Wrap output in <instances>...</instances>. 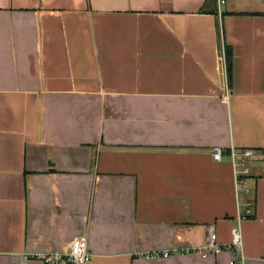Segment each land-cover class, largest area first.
I'll use <instances>...</instances> for the list:
<instances>
[{
    "label": "crops",
    "instance_id": "1",
    "mask_svg": "<svg viewBox=\"0 0 264 264\" xmlns=\"http://www.w3.org/2000/svg\"><path fill=\"white\" fill-rule=\"evenodd\" d=\"M212 1L0 0V264L84 233L87 264H229L207 228L249 200L264 264V0ZM215 147L254 150L248 194Z\"/></svg>",
    "mask_w": 264,
    "mask_h": 264
},
{
    "label": "built area",
    "instance_id": "2",
    "mask_svg": "<svg viewBox=\"0 0 264 264\" xmlns=\"http://www.w3.org/2000/svg\"><path fill=\"white\" fill-rule=\"evenodd\" d=\"M225 3V0H216L217 11H221V6ZM223 45L221 49V55L224 57ZM225 58V57H224ZM226 154L232 164V172L236 190L242 189L244 193L248 194L250 189L249 175L250 167L246 163V159H255L256 155L252 149H236L230 147L228 150L222 151L221 148L215 147L211 151V156L214 161H220L223 154ZM254 215L252 209V202L249 200L246 202V209L243 214H238L237 224L231 229V241L229 243H218L216 233L213 225L208 226L206 234V242L202 248L206 251H210L212 254H217L221 251H229L231 253V259L229 264H243V246H242V233L240 228V221L246 218H251ZM196 248H172L167 251H153L146 253V256H168L171 253H185L194 251ZM239 252V256L236 253ZM38 259L42 264H87L92 255L88 251L86 234H80L68 242L64 247L59 250H50L46 252H39L33 255H25L24 257H31Z\"/></svg>",
    "mask_w": 264,
    "mask_h": 264
},
{
    "label": "trees",
    "instance_id": "3",
    "mask_svg": "<svg viewBox=\"0 0 264 264\" xmlns=\"http://www.w3.org/2000/svg\"><path fill=\"white\" fill-rule=\"evenodd\" d=\"M214 2V9L209 10L211 13L217 14V9L215 6V0L212 1ZM225 52H226V78H227V83L230 85V82L232 80V51L229 46H224ZM253 217V216H252Z\"/></svg>",
    "mask_w": 264,
    "mask_h": 264
},
{
    "label": "water",
    "instance_id": "4",
    "mask_svg": "<svg viewBox=\"0 0 264 264\" xmlns=\"http://www.w3.org/2000/svg\"><path fill=\"white\" fill-rule=\"evenodd\" d=\"M220 59H221L222 66H223L224 77L226 79V64H225V58L222 55H220Z\"/></svg>",
    "mask_w": 264,
    "mask_h": 264
},
{
    "label": "rangeland",
    "instance_id": "5",
    "mask_svg": "<svg viewBox=\"0 0 264 264\" xmlns=\"http://www.w3.org/2000/svg\"><path fill=\"white\" fill-rule=\"evenodd\" d=\"M230 234H231V231H230Z\"/></svg>",
    "mask_w": 264,
    "mask_h": 264
}]
</instances>
